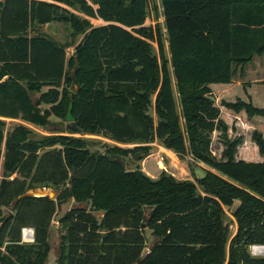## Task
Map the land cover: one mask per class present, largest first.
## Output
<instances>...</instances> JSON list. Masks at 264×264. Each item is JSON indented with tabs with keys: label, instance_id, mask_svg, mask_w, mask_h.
Listing matches in <instances>:
<instances>
[{
	"label": "trees",
	"instance_id": "obj_1",
	"mask_svg": "<svg viewBox=\"0 0 264 264\" xmlns=\"http://www.w3.org/2000/svg\"><path fill=\"white\" fill-rule=\"evenodd\" d=\"M148 1L0 0V264H46L51 221L69 199L78 203L58 219L55 264H264V251L249 250L264 246V160L235 159L241 138L227 137L208 86L264 53V0H158L164 33L144 24ZM51 22L67 25L70 39L81 35L69 56L70 43L37 32ZM71 82L79 88L70 96ZM69 96L82 134L135 145L91 151L89 138L37 135L25 124L64 118ZM221 102L264 117L251 102ZM5 118L21 122L7 128ZM214 130L221 159L210 150ZM251 139L264 158L262 134ZM155 140L215 172L192 181L126 169L122 158L148 154ZM35 187L57 194L24 195ZM234 199L229 237L224 207ZM26 226L32 242L22 241Z\"/></svg>",
	"mask_w": 264,
	"mask_h": 264
},
{
	"label": "rangeland",
	"instance_id": "obj_2",
	"mask_svg": "<svg viewBox=\"0 0 264 264\" xmlns=\"http://www.w3.org/2000/svg\"><path fill=\"white\" fill-rule=\"evenodd\" d=\"M156 3L158 5L159 1L158 0H149L148 1V8H147L148 16H147L144 24L145 25H154L156 22H159L160 27H162L161 31L164 33L163 18L161 17V14H159V16L157 17L155 15V12H154V9H155L154 4H156ZM158 10L160 12L159 6H158ZM74 12H76V11H74ZM152 21H154V22H152ZM92 22L95 25L102 23V21L99 19H94V20H92ZM37 27H38L37 32L39 34H44L46 36H49L50 38H52V39H54L60 43H66V45H68L70 43L68 45V47L66 48V53L68 56L73 53L74 46L76 45V43L79 41V39L81 37V35H78L74 39H70L69 27L67 25L59 23V22H51V23L43 24V25H40ZM153 47L156 49L155 44H153ZM164 49H165V52L167 53L166 42H164ZM258 56L263 57L264 53L261 55H258ZM67 88H68V91L70 92L69 94L71 96V93H76L78 91L79 85L71 82L67 85ZM174 89H175V87H174ZM38 94L39 93L34 94L32 96V98L34 100H37ZM70 96H69V100L71 99ZM69 100H68V102H69ZM68 102H67V104H68ZM37 105H40L42 108L48 107V105H45V104H38L37 103ZM66 107H67V105H66ZM72 107H73V102H72ZM65 110H66V108H65ZM71 111H72V109H71ZM49 119H50V121H49L48 125L45 127L34 126V125H29V126L32 127V129L36 132L37 135H47V134L53 133L54 131H61V133L67 134V135H72L75 137L89 138L91 140V142L89 144V149L91 151L104 152L107 147H109L110 145L116 144L114 141H112L108 138H105L101 135H90V134H82L81 132H72L71 130H69L66 127L67 122L65 121V119L62 117L55 116L54 114H51ZM6 121H7V128H9L10 126H12L13 124H15L17 122H20V120H18V119L17 120L8 119ZM211 137H213V139H214V135H212ZM215 140H216V138H215ZM215 143L216 142H214V140H213V144H210V150L213 151V153L217 156L218 159H221V157H219L220 155L218 154V149H220V147L218 145H216ZM119 145L123 146V147H133L135 144H129V145L128 144H122V145L119 144ZM149 145H150L149 146L150 150H149L148 154L144 155L143 153L140 152V156L135 160L132 159L131 155H128V156L122 158V160L125 162L133 163L134 165H137L142 170L143 173H145L146 175H148L151 178H157L161 171H165V172L173 175L178 180L190 179V180L194 181L195 176L193 175V172L195 169H199L203 173L208 172V171L215 172V170L213 168H211L210 166H208L202 162H194L192 158H188L189 156L188 157L186 156L184 159H180L170 149H169V151L161 149V152H158L160 143L157 140L149 143ZM155 158L159 159L160 163L156 164L155 162H153V161H155ZM150 162H152L154 164V169H151V171L148 169V164ZM49 188L51 191H56L52 187H49ZM56 194H57V191H56ZM56 194L54 195L52 193V194H50V196L54 198L56 196ZM77 203L78 202H76L75 200L69 199L57 207L56 213L54 214L53 219L51 221V225H50V233H49L50 252H49V256H48L46 264H55V261L59 255V242H60V233H61L59 228H58L59 217L62 214H64V212L67 211L69 208L77 205ZM224 210L226 213V217L228 218V221H229V219L231 220L230 222H228V225H227L229 237H231L232 234L235 232L236 223H235V220H234L232 214L229 211V208L224 207ZM3 211H4V214L9 213V210L7 208L3 209ZM26 227H29V226H26ZM145 237H146V241H147L146 245L148 248L153 243V238L150 236L149 230L145 231ZM32 240H33V238L31 240L25 239L22 241L23 242H32ZM255 255H261V253L255 254Z\"/></svg>",
	"mask_w": 264,
	"mask_h": 264
},
{
	"label": "crops",
	"instance_id": "obj_3",
	"mask_svg": "<svg viewBox=\"0 0 264 264\" xmlns=\"http://www.w3.org/2000/svg\"><path fill=\"white\" fill-rule=\"evenodd\" d=\"M101 20V19H99ZM102 21V20H101ZM154 22V21H152ZM101 24H104L102 21ZM264 56H254L250 62H248L241 73L239 70L235 77L227 83H210L211 99L214 101V105L219 108V118L226 124V134L228 138H241L240 144L236 147L235 159L244 161L261 162L264 160L263 156L258 152V147L251 139V134L254 130L259 131L264 138V117L261 115H247L245 110L235 111L222 105L221 101L233 102L237 98L251 102L253 106L257 108L264 107ZM47 87H44L46 90ZM37 94V93H35ZM34 95V94H33ZM6 120L10 118H5ZM17 120V119H12ZM21 122V121H20ZM26 125H32L25 123ZM211 137V144H215L220 147L218 154L221 157L222 150L224 148L223 139L219 130H214ZM216 138V140H215ZM116 143V142H115ZM120 144V143H116ZM122 145V144H121ZM129 145V144H128ZM161 149L168 150L167 148L160 146L158 152ZM212 151V150H211ZM213 153V151H212ZM213 155H215L213 153ZM216 156V155H215ZM217 158V156H216ZM218 159V158H217ZM155 162L160 163V160L155 158ZM148 169H154V164L150 162Z\"/></svg>",
	"mask_w": 264,
	"mask_h": 264
},
{
	"label": "water",
	"instance_id": "obj_4",
	"mask_svg": "<svg viewBox=\"0 0 264 264\" xmlns=\"http://www.w3.org/2000/svg\"><path fill=\"white\" fill-rule=\"evenodd\" d=\"M39 101H36V105ZM71 109H72V100L70 99L68 104H67V107H66V110H65V121L67 122V125L66 127L71 130L72 132H81V129L80 127L76 124L75 120H74V117L71 113ZM140 156V152H136L134 154H132V159L135 160L137 159L138 157ZM125 167L126 169H133L134 168V164L133 163H130V162H125ZM194 175L196 178L198 179H201L204 177V173L199 170V169H195L194 170ZM45 190V191H44ZM56 194V191H51L49 187H35V188H31V189H28L25 191L24 195H31V196H47L49 198H53L50 196V194ZM241 204V201L238 200V199H234L230 208H229V211L230 213H234L238 206ZM81 206L83 207H87V203H83L81 204ZM264 251V246H263V250L261 251V253H263Z\"/></svg>",
	"mask_w": 264,
	"mask_h": 264
},
{
	"label": "built area",
	"instance_id": "obj_5",
	"mask_svg": "<svg viewBox=\"0 0 264 264\" xmlns=\"http://www.w3.org/2000/svg\"><path fill=\"white\" fill-rule=\"evenodd\" d=\"M188 158H190V157H188ZM21 237H22V240H25V239L31 240L33 238V228H31V227L22 228ZM249 250H250V253L252 255L259 254L263 250V245H251L249 247Z\"/></svg>",
	"mask_w": 264,
	"mask_h": 264
},
{
	"label": "bare ground",
	"instance_id": "obj_6",
	"mask_svg": "<svg viewBox=\"0 0 264 264\" xmlns=\"http://www.w3.org/2000/svg\"><path fill=\"white\" fill-rule=\"evenodd\" d=\"M45 191V190H44ZM28 240H30V239H28Z\"/></svg>",
	"mask_w": 264,
	"mask_h": 264
}]
</instances>
